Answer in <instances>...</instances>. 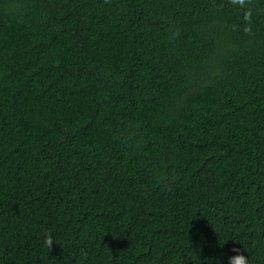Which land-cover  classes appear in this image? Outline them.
<instances>
[{"label": "trees", "instance_id": "16d2710c", "mask_svg": "<svg viewBox=\"0 0 264 264\" xmlns=\"http://www.w3.org/2000/svg\"><path fill=\"white\" fill-rule=\"evenodd\" d=\"M234 248L264 264V0H0V264Z\"/></svg>", "mask_w": 264, "mask_h": 264}, {"label": "clouds", "instance_id": "9594fccd", "mask_svg": "<svg viewBox=\"0 0 264 264\" xmlns=\"http://www.w3.org/2000/svg\"><path fill=\"white\" fill-rule=\"evenodd\" d=\"M42 242L47 248H50L54 243L53 236L48 230L44 231ZM233 252L235 253L234 255L227 257L228 264H248L247 256L244 255L239 249L234 248Z\"/></svg>", "mask_w": 264, "mask_h": 264}]
</instances>
